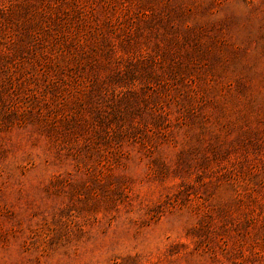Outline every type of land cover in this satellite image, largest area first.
Listing matches in <instances>:
<instances>
[{"label": "rangeland", "instance_id": "obj_1", "mask_svg": "<svg viewBox=\"0 0 264 264\" xmlns=\"http://www.w3.org/2000/svg\"><path fill=\"white\" fill-rule=\"evenodd\" d=\"M0 264H264V0H0Z\"/></svg>", "mask_w": 264, "mask_h": 264}]
</instances>
